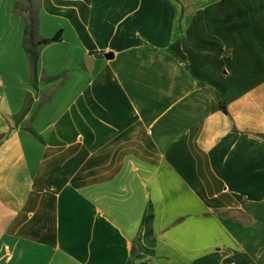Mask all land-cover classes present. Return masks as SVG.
<instances>
[{"label":"crops","instance_id":"obj_1","mask_svg":"<svg viewBox=\"0 0 264 264\" xmlns=\"http://www.w3.org/2000/svg\"><path fill=\"white\" fill-rule=\"evenodd\" d=\"M35 3L36 76L0 0V264H264V0Z\"/></svg>","mask_w":264,"mask_h":264},{"label":"trees","instance_id":"obj_2","mask_svg":"<svg viewBox=\"0 0 264 264\" xmlns=\"http://www.w3.org/2000/svg\"><path fill=\"white\" fill-rule=\"evenodd\" d=\"M26 1L28 2V5L24 9L21 7L20 0H16V8L20 10L21 12L26 13L25 46H26V50L28 51L30 55L34 75L36 76L37 61L39 57V47L41 46L42 43H46V42L58 39L60 34H57L56 36L52 38H40L36 40V33H37V26H38V20H37V17L35 15V10H34L36 0H26Z\"/></svg>","mask_w":264,"mask_h":264},{"label":"rangeland","instance_id":"obj_3","mask_svg":"<svg viewBox=\"0 0 264 264\" xmlns=\"http://www.w3.org/2000/svg\"><path fill=\"white\" fill-rule=\"evenodd\" d=\"M20 2H21V7L25 9L28 5V2L26 0H20Z\"/></svg>","mask_w":264,"mask_h":264},{"label":"water","instance_id":"obj_4","mask_svg":"<svg viewBox=\"0 0 264 264\" xmlns=\"http://www.w3.org/2000/svg\"><path fill=\"white\" fill-rule=\"evenodd\" d=\"M109 54H106V56H108ZM104 55L103 54H101L99 57H103ZM87 66L89 67V68H91L92 67V64H90V58H89V61H87Z\"/></svg>","mask_w":264,"mask_h":264}]
</instances>
